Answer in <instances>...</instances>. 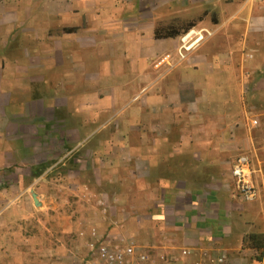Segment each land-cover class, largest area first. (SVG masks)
I'll list each match as a JSON object with an SVG mask.
<instances>
[{
    "label": "crops",
    "instance_id": "1",
    "mask_svg": "<svg viewBox=\"0 0 264 264\" xmlns=\"http://www.w3.org/2000/svg\"><path fill=\"white\" fill-rule=\"evenodd\" d=\"M50 1L57 6H46L47 19L54 17L46 28L54 22L74 31L30 35L27 49L40 57L26 67L27 49L14 46L15 56L0 65L17 73L0 71V85L14 81L3 107L11 99L22 104L0 114L1 129L23 141L0 151H12L13 165L31 171L27 180L9 177L28 190L0 192V264H84L92 232L113 238L112 231L140 232L141 244L120 239L133 241L150 264H193L202 254L264 264V246L260 253L243 246L246 235L264 237V197L240 201L230 174L238 155L249 156L256 178L264 174L243 102L250 84L264 87V0ZM190 24L212 35L179 60L178 38ZM121 25L130 33L126 51L110 38ZM170 28L180 35H155ZM90 45L100 67L86 79L107 87L66 99L52 93L57 76L39 68L74 64L76 47ZM165 53L169 63L155 69L153 60ZM114 105L123 106L116 127L89 142L81 129Z\"/></svg>",
    "mask_w": 264,
    "mask_h": 264
},
{
    "label": "rangeland",
    "instance_id": "2",
    "mask_svg": "<svg viewBox=\"0 0 264 264\" xmlns=\"http://www.w3.org/2000/svg\"><path fill=\"white\" fill-rule=\"evenodd\" d=\"M46 6H48V10H50L52 7L55 8L57 5L55 3H52L50 0H0V65H3V63H5L4 56L7 57L8 55V58H12V56H15L16 50H12L14 46L20 51L31 47L29 38L30 35H45L46 32H48L50 35L60 36L67 33L65 29L69 28L62 29V27L58 23L54 22L52 23V26L50 28H46V23L54 18H52V16L49 14L50 19H47L46 14L48 13V11L46 10ZM121 18L125 21L129 17L123 16ZM110 35H112L110 38L117 46V48H119L121 51H126L122 50L121 48L128 47L126 36L130 35V33L126 32V30H124L121 25V28L116 33V36L113 34ZM143 42L145 43V41ZM96 49L97 47L94 48V45H90L88 47L80 49H77L76 47L75 51L78 53V55L77 57L73 56L71 58V60L75 58L74 60L76 62L74 64L68 63L65 65V67L53 68L50 71H45L43 67H36L39 68V70H44L38 71L36 73L40 75L42 74V76H44L45 74L50 76H57L56 78H54V80H56L57 82L53 83V87L51 86L52 93L60 92L62 98L65 99L69 94L74 95V93H82L89 88L105 89L107 86L106 84H104V86L101 85L100 82L102 80H100V78L97 77L95 79H86V77L90 74H98V67H100V65H98V61L95 60V62H93L91 60L94 59L93 53ZM28 50L29 49L26 50L27 61L24 59V56H20L21 60L26 61V63H24L26 67L28 66L29 62L33 61V59H35L36 57H40V55L35 56V54L31 53L32 51ZM160 56L162 55L157 56L153 60L152 64H154L156 59ZM89 63H94L93 65H95L96 68L92 69L93 66L92 68H90V66L88 65ZM1 72L2 75H4L5 72ZM6 72L7 73H5V75L9 76H11V74H17L14 70L13 72ZM64 75H66L65 79L63 78ZM6 78H8V76H6ZM261 78H264V73L261 75ZM5 81L6 80H3V82ZM8 82L9 83L5 82L0 85V90L2 91V94L0 93V114L3 111L11 114L21 110L22 104L18 105L14 102L13 99L10 100V104L8 106L3 107V99H6V96L3 95V93H12V85H14V81L12 83V80H8ZM109 87L111 88L110 85ZM39 91L40 89L38 88L36 92L39 93ZM1 95L3 98L1 97ZM243 102L245 104L244 108L247 118L257 121L256 125H254L251 136L253 139L254 147L259 148V155L264 161V87L256 86L255 83L250 84L248 88L246 87ZM119 106L121 108L123 107L121 105H114L113 107H111L110 112L109 110H103L101 119L99 121L95 120L94 123L91 122V125L89 126L86 125L83 130L81 129V135H83L89 142H98L102 140L106 136L110 128L116 127V114L120 110ZM103 120L106 121L101 124V121ZM1 128L2 127L0 120V150H3L4 147H10V149L12 147H16L18 149L23 146V141L17 140V138L14 137V134L10 136L7 134L4 136ZM243 152L249 154L248 148H245ZM11 155L12 151H9L7 153H2L0 151V192H19V190H28V183L25 182L24 184H22V187L19 188L18 186L20 185H16L9 180V177H12V172H17L18 175L24 176L26 180L29 172H31L26 166H17L15 164L13 165ZM249 155L251 157V153ZM4 158L8 160V163H10L8 167H4ZM252 159L254 163H256L255 157H252ZM107 233L108 232H105L106 235H108ZM110 234H112L113 238L116 237V239H120V237L124 239H132L134 242L141 244L140 232L112 231L110 232Z\"/></svg>",
    "mask_w": 264,
    "mask_h": 264
},
{
    "label": "built area",
    "instance_id": "3",
    "mask_svg": "<svg viewBox=\"0 0 264 264\" xmlns=\"http://www.w3.org/2000/svg\"><path fill=\"white\" fill-rule=\"evenodd\" d=\"M212 33L204 28H190L182 33L178 38V46L175 48L179 60H184L189 52L196 49L203 41L209 38ZM171 55L164 54L156 59L153 64L155 69L167 65ZM257 121L253 120L252 125ZM230 174L233 180L234 190L240 201L243 203H254L264 197V174L260 173L256 178V170L251 159L247 155L236 156L230 167ZM92 241L88 245L89 254L84 264H148L149 257L144 252H138L135 244L131 240H115L109 235L97 238L92 232ZM182 255L191 254L189 250H183ZM225 257L209 256L202 254L193 264H224Z\"/></svg>",
    "mask_w": 264,
    "mask_h": 264
},
{
    "label": "trees",
    "instance_id": "4",
    "mask_svg": "<svg viewBox=\"0 0 264 264\" xmlns=\"http://www.w3.org/2000/svg\"><path fill=\"white\" fill-rule=\"evenodd\" d=\"M192 27H193V25L190 24L185 29H183L182 32L184 33ZM65 30H66V32H73L74 31V29H65ZM155 35L156 36L166 35L169 37H174V36L180 35V32L176 31L175 29L170 28V29H166L165 33L162 34V33H160V30L157 29L155 31ZM45 168L46 167L41 166V168L36 171V174H41L45 170ZM243 246L248 247V248H252V249H254L260 253L261 250L263 249V246H264V237L261 233H252V234L246 235L243 238Z\"/></svg>",
    "mask_w": 264,
    "mask_h": 264
},
{
    "label": "water",
    "instance_id": "5",
    "mask_svg": "<svg viewBox=\"0 0 264 264\" xmlns=\"http://www.w3.org/2000/svg\"><path fill=\"white\" fill-rule=\"evenodd\" d=\"M30 194H31V196H32V198H33L34 204H35L36 206H38V202H37V200H36V196H35V194H34L32 191H30Z\"/></svg>",
    "mask_w": 264,
    "mask_h": 264
}]
</instances>
